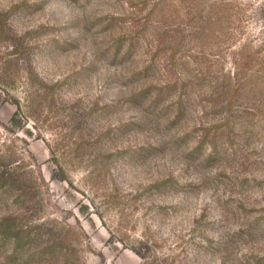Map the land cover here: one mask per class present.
Listing matches in <instances>:
<instances>
[{"label":"rangeland","instance_id":"1","mask_svg":"<svg viewBox=\"0 0 264 264\" xmlns=\"http://www.w3.org/2000/svg\"><path fill=\"white\" fill-rule=\"evenodd\" d=\"M0 264H264V0H0Z\"/></svg>","mask_w":264,"mask_h":264}]
</instances>
